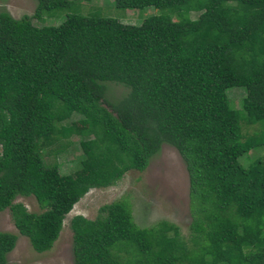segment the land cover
<instances>
[{
	"label": "trees",
	"instance_id": "trees-1",
	"mask_svg": "<svg viewBox=\"0 0 264 264\" xmlns=\"http://www.w3.org/2000/svg\"><path fill=\"white\" fill-rule=\"evenodd\" d=\"M75 1L35 0L19 18L0 12V211L47 251L82 196L144 170L167 143L188 173V239L167 220L140 227L118 199L95 218L71 217L74 264H264V161L238 163L264 146V126L244 137L227 95L241 86L245 123L264 120V0H114L163 14L138 25L77 12L33 24ZM110 83L126 93L109 101ZM72 135L81 159L62 173L42 151ZM19 195L41 211L14 202ZM16 240L0 231V264Z\"/></svg>",
	"mask_w": 264,
	"mask_h": 264
},
{
	"label": "rangeland",
	"instance_id": "rangeland-1",
	"mask_svg": "<svg viewBox=\"0 0 264 264\" xmlns=\"http://www.w3.org/2000/svg\"><path fill=\"white\" fill-rule=\"evenodd\" d=\"M35 0H0V12L6 11L14 18L34 12ZM77 12L87 16H102L117 19L122 23L140 24L150 16L163 14L154 6L142 8L118 7L114 0H76L72 7L45 11L41 18H33L37 26L58 25L67 13ZM197 13H191L196 17ZM127 88L120 84H107L106 98L114 101L124 95ZM229 104L240 113L241 130L244 137L251 135L264 126V120L252 124L245 123L242 117V98L244 89L234 85L227 89ZM105 105V103H103ZM79 117L73 114L71 119L61 122L65 126ZM78 135L51 144L43 149V159L47 164H57L62 173L78 168L81 159ZM264 161V146L254 148L238 158V163L248 167L256 160ZM118 199L129 203L134 221L140 227L152 226L159 220L176 224L181 234L188 239L189 225L192 220L189 198V178L185 163L179 152L170 144L163 143L158 153L148 162L142 171L130 169L115 184L107 187L91 188L66 214L63 227L53 246L44 252L33 250L28 238L19 234L14 226L8 208L0 211V231L17 235L16 244L7 254L9 264H74L72 253V231L69 221L74 215L95 218L100 206ZM14 202L22 203L29 211L40 212L32 195H19Z\"/></svg>",
	"mask_w": 264,
	"mask_h": 264
}]
</instances>
